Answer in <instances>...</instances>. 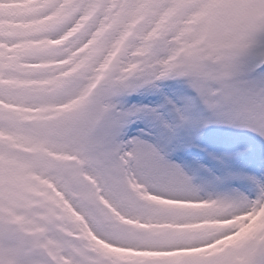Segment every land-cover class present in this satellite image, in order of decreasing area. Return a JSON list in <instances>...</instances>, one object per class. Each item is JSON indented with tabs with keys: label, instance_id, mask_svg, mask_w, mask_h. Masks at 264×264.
Here are the masks:
<instances>
[{
	"label": "snow or ice",
	"instance_id": "obj_1",
	"mask_svg": "<svg viewBox=\"0 0 264 264\" xmlns=\"http://www.w3.org/2000/svg\"><path fill=\"white\" fill-rule=\"evenodd\" d=\"M170 76L243 168L175 162L197 97H130ZM0 264H264V0H0Z\"/></svg>",
	"mask_w": 264,
	"mask_h": 264
},
{
	"label": "rangeland",
	"instance_id": "obj_2",
	"mask_svg": "<svg viewBox=\"0 0 264 264\" xmlns=\"http://www.w3.org/2000/svg\"><path fill=\"white\" fill-rule=\"evenodd\" d=\"M216 129H218L219 131H222L223 129H226V128H229L230 129V132H235V133H237L238 132V126H235V125H232V124H226V123H219V122H217L216 123V126H214ZM249 129V128H248ZM249 130H251V129H249ZM252 131V130H251ZM253 132V131H252ZM255 133V132H254ZM201 145L205 148V149H207L210 153H212L214 156H216V157H220L221 156V154L223 153V152H228V150L227 149H224V148H221V150H219V149H214L212 146H210V145H208V144H203V143H201ZM234 147H236V151L234 152L235 153V160L237 161V162H239V163H245V162H243V161H241L240 159H239V154H247V149L248 148H246V147H243L242 145H240V144H237V145H235ZM244 149H246V150H244ZM229 154H232V152H228ZM230 167L229 168H231V169H241V167L240 166H232V165H229Z\"/></svg>",
	"mask_w": 264,
	"mask_h": 264
},
{
	"label": "bare ground",
	"instance_id": "obj_3",
	"mask_svg": "<svg viewBox=\"0 0 264 264\" xmlns=\"http://www.w3.org/2000/svg\"><path fill=\"white\" fill-rule=\"evenodd\" d=\"M146 91H152V89L150 87H146ZM214 121H216V119L214 118L213 119V124H214ZM221 157L225 160L226 162V166L229 165H232V166H240L241 168H243L244 164L245 163H239L235 160V157L232 155V154H229L228 152H223L221 154Z\"/></svg>",
	"mask_w": 264,
	"mask_h": 264
}]
</instances>
